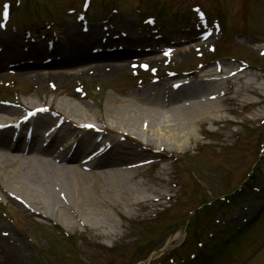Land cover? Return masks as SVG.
Instances as JSON below:
<instances>
[{
  "label": "rangeland",
  "instance_id": "1",
  "mask_svg": "<svg viewBox=\"0 0 264 264\" xmlns=\"http://www.w3.org/2000/svg\"><path fill=\"white\" fill-rule=\"evenodd\" d=\"M114 1L118 12L107 13L103 4L108 0H87L88 9L82 23L78 12L80 6L85 5L84 0H0V25H3V28L0 26V64L4 66L0 68V106L17 108L21 102L39 103L40 98L48 99L53 93H56L55 97H63L65 91H73L92 113L101 116L109 97L124 100L127 93L135 95L131 90L143 89L152 83L163 88L162 85L168 82L190 80L188 86L196 85L199 81L192 77L217 63L236 71L239 65H245L244 71H238V74L248 75L236 87L249 80L252 74L256 75L258 84L264 85V55L261 56L264 50H261L264 44V0H203L205 8L214 6L218 11L213 16L221 25L218 35L212 23L197 21L196 15L189 11L172 16L165 8V15L157 16L153 24H148L141 19L147 14L141 13L140 18L134 10L140 0ZM150 1V5L154 1L160 7L164 2ZM6 5L13 22L1 21V9ZM70 5L75 8L69 9ZM18 6L23 13L15 16L14 9ZM28 9L39 11L32 10L29 21L24 15ZM188 10H194V7L191 5ZM26 13L29 16V12ZM44 21L50 24L47 32L43 31L47 26ZM205 27L212 32L207 39L202 38L203 32L207 31ZM91 28L112 31L110 43H94L90 48H108V55L118 57L116 62H125L130 57L132 60L136 56L142 61L147 55L160 57L170 46L174 51L170 60L172 64L167 68L160 66L159 73L153 75L140 71L135 75L118 72L107 77L83 74L52 92V83L36 85L17 77L19 72L16 69L32 65L31 58L3 59L6 50L19 48L25 44L26 38L36 40L34 44L40 45V39L48 41L49 37L68 30L84 34ZM26 30L30 31L29 35ZM55 37L54 45L57 43ZM213 46L214 52L209 53ZM43 48V63L46 61L44 65L50 71H76L95 65L94 61H86L73 67L51 66L56 59L52 54H46V45ZM148 49L152 51L137 54ZM197 52L201 54L200 58L196 57ZM130 53L133 54L125 58ZM134 53L137 55L133 56ZM200 62L203 65H199ZM205 91L206 88H197L192 91V96ZM252 99L254 104L247 106L250 102L226 100L227 121L213 125L212 134H199L198 144H190L175 159L169 161L167 156H161L160 162L155 158L145 161L149 164L143 168L141 180L151 189H160L166 197L147 204L144 209L135 207L128 217L118 210L114 219L120 226L114 236H98L103 230L96 231L87 226L68 230L52 219L48 221L35 216L12 201L10 191L0 181V264H143L153 252L157 254L151 264H161L160 257L183 242L191 212L201 204L215 203L217 206L222 199L224 206L214 213L209 224L210 232L205 230L202 236L224 243L215 251V260L210 264H264V101ZM24 113L20 110L18 117ZM228 120L238 124L233 126ZM25 129L21 130L23 135ZM45 129L41 128L40 133ZM125 138L122 142L133 145ZM64 141L60 143L64 144ZM164 162L167 164L165 171L160 169ZM16 207L18 213L14 210ZM196 218L197 214L189 218L190 225L197 226ZM226 224L241 229V233L219 237V230ZM248 224H254V227ZM177 232L178 238L160 253L161 247ZM187 232L190 233V228Z\"/></svg>",
  "mask_w": 264,
  "mask_h": 264
},
{
  "label": "bare ground",
  "instance_id": "2",
  "mask_svg": "<svg viewBox=\"0 0 264 264\" xmlns=\"http://www.w3.org/2000/svg\"><path fill=\"white\" fill-rule=\"evenodd\" d=\"M111 33L91 28L84 34L68 30L55 37L56 45L46 52L56 59L51 66L65 68L94 61L95 65L76 71L46 69L42 47H22V53L8 51L3 59L31 58L32 65L16 69L19 80L36 85L52 83L55 91L83 74H138L141 59L136 53L134 59L130 57L125 62H116V55L91 56L90 44L107 42ZM164 60L146 56L141 61L155 68ZM238 73L230 66H215L194 75L192 79L199 81L196 85L185 82L172 90L171 83L175 82H168L163 88L156 84L135 88L131 90L134 96L123 94L124 100L109 97L101 116L92 113L73 91H65L63 97L53 93L48 99L40 98L39 103L21 102L18 108L0 106V181L10 191L11 200L35 216L52 219L68 230L87 226L103 230L98 236H114L120 226L114 219L118 210L128 217L135 207L144 209L166 197L160 189H151L140 179L145 161L155 158L160 162L161 156L171 161L190 144H198L199 134L212 133L213 125L227 121L224 103L229 98L237 102L252 103V97L264 101V85L256 82V75L236 87L248 75ZM197 88L207 91L192 96ZM20 110L25 114L34 111L36 117L21 116L24 120L18 128H26V135L14 131L12 135L16 137L12 138L7 136L8 130H13L7 124L17 121ZM59 121L62 123L56 127ZM41 128L49 132L44 130L40 135ZM123 138L133 145L122 142ZM63 140L65 144L52 150L53 143ZM160 169L165 171L167 164L164 162ZM14 210L18 213L19 208ZM178 236L175 233L168 243ZM147 263L148 260L143 262Z\"/></svg>",
  "mask_w": 264,
  "mask_h": 264
},
{
  "label": "snow or ice",
  "instance_id": "3",
  "mask_svg": "<svg viewBox=\"0 0 264 264\" xmlns=\"http://www.w3.org/2000/svg\"><path fill=\"white\" fill-rule=\"evenodd\" d=\"M7 8V6H5V9ZM3 16H6L7 15V11L5 10V12L2 14ZM2 26V25H0Z\"/></svg>",
  "mask_w": 264,
  "mask_h": 264
}]
</instances>
